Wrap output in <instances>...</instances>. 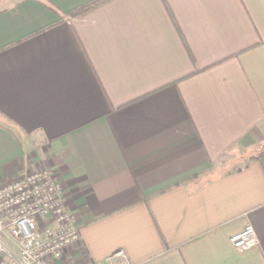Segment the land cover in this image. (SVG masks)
Segmentation results:
<instances>
[{
  "label": "crops",
  "instance_id": "1",
  "mask_svg": "<svg viewBox=\"0 0 264 264\" xmlns=\"http://www.w3.org/2000/svg\"><path fill=\"white\" fill-rule=\"evenodd\" d=\"M93 1L0 0V185L62 183L58 264H264V0Z\"/></svg>",
  "mask_w": 264,
  "mask_h": 264
},
{
  "label": "built area",
  "instance_id": "2",
  "mask_svg": "<svg viewBox=\"0 0 264 264\" xmlns=\"http://www.w3.org/2000/svg\"><path fill=\"white\" fill-rule=\"evenodd\" d=\"M54 173L38 169L0 185V264H58L80 240L74 214ZM236 250L258 244L253 226L233 236ZM104 264H129L120 251Z\"/></svg>",
  "mask_w": 264,
  "mask_h": 264
},
{
  "label": "trees",
  "instance_id": "3",
  "mask_svg": "<svg viewBox=\"0 0 264 264\" xmlns=\"http://www.w3.org/2000/svg\"><path fill=\"white\" fill-rule=\"evenodd\" d=\"M105 1H107V0H95V1H93V2H91V3H89V4H86V5L82 6V7H80L79 9L75 10L74 12L72 11V12H70V13H68V14H69L70 16H78V15L82 14L83 12H87V11H89L90 9H92V8H94V7H96V6L100 5V4H102V3L105 2ZM262 156H264V151H262V152L258 155L259 158H261Z\"/></svg>",
  "mask_w": 264,
  "mask_h": 264
}]
</instances>
